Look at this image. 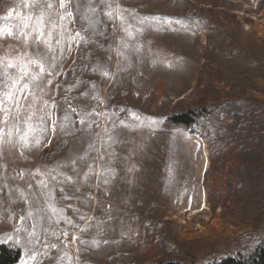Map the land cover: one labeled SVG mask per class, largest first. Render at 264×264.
<instances>
[{"label": "rangeland", "instance_id": "374dc122", "mask_svg": "<svg viewBox=\"0 0 264 264\" xmlns=\"http://www.w3.org/2000/svg\"><path fill=\"white\" fill-rule=\"evenodd\" d=\"M100 2L109 28L105 45L81 32L83 39H72L78 31L73 17L65 16L69 2L61 8V0H0V58H6L0 63V94L27 65L24 80L32 95L24 92L21 113H34L31 123L40 138L38 145L22 148L15 128L4 137L0 235L22 229L20 244L8 242L22 250L19 264L29 249L39 253L36 264H109L121 254L129 256V264H209L223 256H248L264 242V185L253 206L226 200V181H234L241 165L237 149L224 145L226 164L211 170L206 136L165 130L162 124L175 113L238 103L246 123L240 146L250 153L245 164H257L264 175V148L254 139L258 126L250 116L253 108L264 114V1ZM41 16L43 40L33 31ZM129 25L133 36L124 31ZM214 29H220L224 47L213 42ZM79 46L93 55L90 66L83 64L87 89L70 97L80 132L68 146L57 143L53 153L57 79L75 66ZM29 57L43 58L46 73L39 81L29 78L39 72ZM7 60L16 67H6ZM231 121L221 114L223 129ZM14 123L23 129L21 117L11 116L0 127L7 132ZM153 208H158L154 223L147 219Z\"/></svg>", "mask_w": 264, "mask_h": 264}, {"label": "trees", "instance_id": "16d2710c", "mask_svg": "<svg viewBox=\"0 0 264 264\" xmlns=\"http://www.w3.org/2000/svg\"><path fill=\"white\" fill-rule=\"evenodd\" d=\"M263 1L261 0V2ZM69 4L73 13L75 29L84 33L99 45H105L109 39V28L103 19L100 0H69ZM213 42L220 47H224V37L220 29H214ZM210 47L211 49L215 48L214 45ZM87 52L84 46H79L75 56V66L57 79L55 89L56 137L53 153H57V143H61V146L63 144L68 146L79 135L77 117L72 109L70 97L82 93L88 87V72L83 68V64L90 66V59L93 55L87 56ZM241 110V105L236 102H228L225 106L209 110L206 108L187 110L168 116L162 127L165 130H198L201 136H206L207 143L210 146L211 170L223 167L226 164L225 156L227 153L223 148L224 145L237 149L234 157L241 162V165L235 170L234 181L230 179L226 181L227 192L224 195L226 200L229 198L235 200L238 206L242 204L253 206L262 197L261 187L264 185V175L260 173L257 164H245V160L250 156V153L247 147L240 146V140L246 130V123L243 122L244 116L241 114ZM222 113L232 116L229 130L223 129L220 125ZM250 116L256 118L258 126L254 139L264 148V114L253 108ZM52 151L47 152L46 156L50 155ZM222 196L219 195L218 203L221 202ZM216 206L213 207L214 211ZM156 212H158V208H153L147 216V219L151 220L152 223H154L153 220L155 219L153 218ZM22 254L23 252L18 246L11 243L3 244L0 246V264H19ZM108 262L109 264H129V256L121 254L115 258H110ZM209 264H264V242L248 256H223Z\"/></svg>", "mask_w": 264, "mask_h": 264}, {"label": "snow or ice", "instance_id": "6c2138e0", "mask_svg": "<svg viewBox=\"0 0 264 264\" xmlns=\"http://www.w3.org/2000/svg\"><path fill=\"white\" fill-rule=\"evenodd\" d=\"M68 2H69V0H61L60 7L66 8ZM46 7L52 8L53 5L51 3H48V4H46ZM121 11H123V10H121ZM106 14L110 18H112V11H109ZM8 15L12 16L13 11L10 10ZM17 15H21V14H17ZM72 15H73V13L71 11L65 12V16H67V17H72ZM65 16H61L60 19L63 20L65 18ZM119 19L123 22L125 18L123 15H120ZM153 19H159V18H153ZM42 21H43V17L41 16L40 18H38V23L40 24V28L39 29L34 28L33 31L38 30L39 31V38L43 40L44 31H43ZM24 27H27V24H25ZM130 29H131V25H129L128 28H125L124 31L127 32L128 36H133V31H131ZM7 34L12 35L11 29H8ZM0 35H4V33L2 31H0ZM20 35L24 36L25 38H27V36H28V34L25 32H21ZM51 37H52V33L49 32L48 33V39L50 40ZM76 38L83 39V37H80L79 32H77L75 34V36L72 37L73 40H75ZM43 42L48 43V40H44ZM56 42L59 43L60 41L57 40ZM62 51H63V49H61V52ZM5 59L6 58H0V63H4ZM28 63L35 64L39 69L38 73L33 74L29 78L32 79L33 81H39L41 76L46 73V68L44 65L43 58L41 57V58L32 59L31 57H29ZM6 67H9V68L16 67V63L12 60H7ZM54 68H55L54 64L49 65V69L54 70ZM52 70L47 71L48 77H51L53 75ZM29 71H30V69L27 67V65H25L23 68H21L20 69L21 74L17 77L16 80L12 81L11 85L9 86V90L0 94V124L7 126L8 120L11 116L13 119H16L17 117H21L22 123L24 125L23 129H21L19 123H14L11 127H9L7 129V132H5V128L0 127V148H2V146L5 142V140H4L5 135H7L9 137H11L13 135V128L16 129L17 142L21 144L22 148H31L34 145H38L40 143V138L34 135V133L37 131V126L35 124L31 123L33 116H34V113L29 112V114L27 116H22V113H21L20 99L23 98L24 92L27 91L29 95H32L27 81L24 80V77L28 75ZM103 74L105 76H108L107 71H105ZM20 81H24V82H23V84H21V86L19 88H17L16 85ZM48 83L51 84V79H48ZM6 103L8 105H11L12 109H15V111H12L9 107H7ZM52 107H55V105H52ZM83 122H84V120L82 118L81 123H83ZM41 131H43V130L41 129ZM21 154L23 155V152ZM53 179H55V177H53ZM85 179H87V176L85 177ZM68 180L71 181V177H68ZM105 182H107V181H105ZM49 207L51 208L52 206L49 205ZM56 211L57 210L55 208H52L53 213H55ZM31 215H32V213L29 212V216H31ZM81 219H83V217H81ZM20 222H21V224H23V222H24L23 216L21 217ZM57 222H59V221H57ZM67 222L69 224H71L70 220ZM21 231H22V229L17 228L14 230V232L3 233L2 235H0V243L12 242V243L20 244L19 233ZM24 231H27V230H24ZM34 235H35L34 231L29 233V236H34ZM64 235L67 236V233L65 232ZM73 239H78V238L73 237ZM31 243L38 244L39 241H31ZM92 244L94 247H99V244L96 241H93ZM51 247L55 248L56 245H51ZM38 254L39 253L37 250L29 249L27 254H26L27 258L22 262V264H36V257ZM43 254L47 255V252L45 251Z\"/></svg>", "mask_w": 264, "mask_h": 264}, {"label": "bare ground", "instance_id": "6f19581e", "mask_svg": "<svg viewBox=\"0 0 264 264\" xmlns=\"http://www.w3.org/2000/svg\"><path fill=\"white\" fill-rule=\"evenodd\" d=\"M70 199H71V197H70ZM70 199L68 197V200H70ZM68 200H66V203H67ZM73 208L75 209V205L73 207H71V209H73ZM203 209L205 210V208H203ZM41 213H42V211H41Z\"/></svg>", "mask_w": 264, "mask_h": 264}]
</instances>
